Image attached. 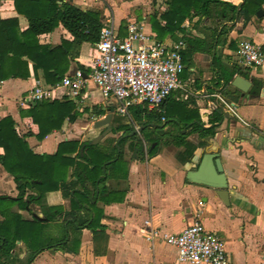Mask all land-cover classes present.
<instances>
[{"label":"crops","instance_id":"crops-1","mask_svg":"<svg viewBox=\"0 0 264 264\" xmlns=\"http://www.w3.org/2000/svg\"><path fill=\"white\" fill-rule=\"evenodd\" d=\"M65 1L95 13L103 26L112 25L119 35L127 34L126 25L131 21L141 23L145 33L157 42L171 44L183 34L176 30L174 35L168 33L163 38L157 35L154 23L163 24L160 18L169 8L167 0ZM224 1L240 5L244 0ZM259 9L262 12L258 14ZM0 15L2 18H17L12 34L22 38V31L29 22L24 14L17 13L14 0H0ZM224 25H228L226 31H222ZM182 27L187 35L206 37L208 40L217 29L219 42L214 51L224 63L237 64L243 69L247 76L236 74L251 81L248 91L242 92L238 88L229 90L228 86L236 74L225 84L213 68L212 53L195 51L184 60L185 67L180 73L182 86L172 91L167 99V104L179 106H176L173 116L177 123H166L163 116L162 122L154 119L148 121L149 131L159 127L167 132L155 152L149 153L155 142L143 139V156H140L131 143L132 139H128L122 147L126 173L122 169H108L109 176L105 181L107 192L95 200L96 206L103 212L100 219L102 226L95 230L83 227L77 245L64 250L50 248L39 251L30 264H189L179 263L176 248L161 236L151 240L146 238L142 228L146 219H150L160 233L180 232L187 224L200 220L225 239L227 261L224 264H264V66H242L237 54L241 42L246 39L261 44L264 49V3L247 19L239 11L233 20L220 14L204 16L193 13L191 18L184 20ZM38 42L49 48L67 42L64 50L67 51L69 67L64 76L76 69L88 75L96 54V42L73 41V36L61 23L51 32L38 35ZM17 47L21 49L22 46ZM186 47L185 43L183 49ZM8 56L12 58V53L9 52ZM11 58L6 59V66ZM22 58L28 61L31 74L26 78L0 80V120L6 116L12 117L16 132L33 153L54 154L61 142L73 140L81 143L77 151L82 155L88 144L102 143L108 146L113 143L124 134L126 124L135 130L134 133L141 135L145 125L133 117V110L138 107L151 109L135 104L127 112H120L113 101L103 97L92 81L75 98L64 93L76 105L78 115L75 119L65 117L61 127L53 129L43 138L28 134L29 127L22 120L20 110L34 104H22L21 98L35 83H49L45 81L42 68L35 75L32 60L26 55ZM253 79L261 83L258 93L251 91ZM61 89L64 91L63 87ZM54 97L46 100L52 101ZM232 103L236 105L233 110L227 105ZM183 107L187 111L193 110L205 124L215 108L221 107L224 111V117L213 136L200 137L197 132L187 135V140L196 147L190 157L184 156L185 161L179 157L185 151V146L173 139V134L178 130L186 132L189 129L177 120ZM108 113L112 114L109 125H94L96 120ZM143 119L147 120V117ZM120 125H123V129L114 132ZM132 131L130 134H133ZM98 136L99 139L91 143ZM64 151L65 155L76 156V151L70 152V146H66ZM204 153L220 157L226 186H212L189 178L188 172L197 167ZM3 154L4 148L0 145V155ZM76 158L82 161L80 157ZM75 180L72 166H69L66 182L78 187ZM21 182H17L0 162L1 195L15 197ZM87 184L92 187L90 182ZM29 194H36V191L27 188L24 198ZM42 205H61L64 210L50 221L43 213ZM84 205L88 206L87 202ZM11 210L25 220H48L45 233L59 236L67 226L66 213L72 210L71 190H49L42 203L27 201L24 207L15 204ZM77 212L82 216L87 215L86 208ZM1 220L3 216L0 214ZM69 233L73 234L72 226ZM32 250L23 240H16L8 256L10 264H25Z\"/></svg>","mask_w":264,"mask_h":264},{"label":"trees","instance_id":"trees-1","mask_svg":"<svg viewBox=\"0 0 264 264\" xmlns=\"http://www.w3.org/2000/svg\"><path fill=\"white\" fill-rule=\"evenodd\" d=\"M167 1L169 8L161 14L160 18V21H164L163 24L157 21L153 23L159 38H163L168 33L174 35L176 30L183 32L180 39L184 40L187 45L186 49L181 50L183 62L195 51L209 52L213 56V68L225 84L236 73L247 76L241 67L237 64L224 63L214 51L215 45L219 42L217 29L211 34V40H208L206 37L187 35L182 23L186 18H191L193 13L204 16L220 14L223 17L230 16L233 20L237 10L247 19L251 12L261 7L264 0H244L240 5L224 0ZM14 3L17 13L24 14L29 25L22 31V38H16L12 31L17 18H2L0 15V80L30 76L28 61L22 58L26 55L33 62L32 68L35 75L38 69L42 68L47 83L55 84L61 81L69 67V62L66 60L67 51L64 50V44L67 45V42L54 48L38 42V35L51 32L60 23L69 30L73 41L95 43L99 40L103 23L99 21L95 13L89 10H83L65 0H14ZM226 28L228 25H224L222 31H226ZM17 46L22 47L18 49ZM9 52L12 53V58L8 56ZM9 58L11 61L6 66L5 61ZM260 86V81L253 79L251 91L258 93ZM61 88L57 89L52 101L43 99L29 108L20 110L22 120L29 127L28 134L43 138L53 129L61 127L65 117L75 119L78 115L75 103L64 95ZM169 95L161 104L160 110H147L140 107L133 110V117L145 125L141 130V135L130 134L133 128L126 124L124 134L116 138L113 143L108 146L102 143L88 144L84 147L82 155L77 151L81 143L73 140L61 142L54 154H35L22 136L16 132L12 117L6 116L0 120V145L4 148V154L0 155V162L17 182L24 180L18 184L19 191L15 197L0 194V214L3 216V220L0 221V264H10L8 256L18 239L23 240L33 249L25 263L30 264L39 251L50 248L64 250L71 248L73 244L77 245L79 232L83 227L93 230L101 227L100 219L103 212L96 206L95 200L102 198L107 192L105 181L109 176L108 169L126 171L122 147L128 139H132L131 143L140 156H143V139L155 142V146L149 149V153L155 152L161 143V138L167 132L159 127L149 131L147 123L152 119L162 122V116H165L166 123H177L173 116L176 106H179L167 104ZM182 109L181 116L177 120L183 122L184 126L189 129L186 132L178 130L176 134H173V139L185 146V151L179 155L181 160L185 161L184 156L190 157L196 147L187 140V135L197 132L200 137L213 136L224 117V111L221 107L215 108L208 123L205 124L198 114H194L193 110L187 111L184 107ZM97 111L101 112V110ZM144 116L147 120L143 119ZM120 129H123V125L113 131ZM66 146H70V152L76 151V156L65 155ZM76 157H80L82 161L77 160ZM69 166H72V175L78 187L66 182ZM125 173H123L124 176ZM87 182H90L91 188L88 187ZM27 188L34 189L36 194H29L25 199ZM65 188L71 190L72 210L66 213L67 226L63 228L59 236L47 235L44 230L48 225V220H55L57 214L64 210L63 206L42 205L43 213L48 220L39 218L25 220L19 213L11 210L15 204L24 207L27 201L42 203L47 191L64 190ZM85 202L88 206L84 205ZM81 208L87 209L86 216L77 212ZM70 226L73 227L72 235L69 233Z\"/></svg>","mask_w":264,"mask_h":264},{"label":"built area","instance_id":"built-area-1","mask_svg":"<svg viewBox=\"0 0 264 264\" xmlns=\"http://www.w3.org/2000/svg\"><path fill=\"white\" fill-rule=\"evenodd\" d=\"M126 29V35H119L112 25L101 28L87 76L76 69L55 84L35 83L22 96L21 103L33 105L53 98L59 87L64 88L66 96L75 98L92 81L120 112H127L135 104L160 110L165 98L182 86L180 73L185 64L181 50L185 42L182 39L171 44L157 42L137 21L129 22ZM237 54L242 66H264V49L257 42L243 40ZM227 105L232 110L236 108L233 103ZM142 228L148 240L161 236L173 245L179 263L224 264L227 261L225 239L200 220L187 224L180 232L160 233L150 219L144 220Z\"/></svg>","mask_w":264,"mask_h":264},{"label":"water","instance_id":"water-1","mask_svg":"<svg viewBox=\"0 0 264 264\" xmlns=\"http://www.w3.org/2000/svg\"><path fill=\"white\" fill-rule=\"evenodd\" d=\"M261 12H262V9H259L257 11L258 14ZM250 85H251L250 80H248L247 78L243 77L240 74H236L234 78L231 80L230 85L228 86V89L235 90L236 88H238L242 92H247ZM111 115H112L111 113L106 114L104 118L96 120L94 122V125L95 126L109 125L110 120H111ZM154 124L156 125L157 123H154ZM132 132L134 133L135 130H133ZM99 137L100 136L93 139L91 143H95L99 139ZM212 171L216 174L214 173L212 174ZM188 176L193 181L202 182L208 185L218 186V187L226 186V184L223 182L224 174H223V166H222L221 159L220 157L214 156L211 153H204L197 167L188 172ZM212 177H214V179Z\"/></svg>","mask_w":264,"mask_h":264}]
</instances>
